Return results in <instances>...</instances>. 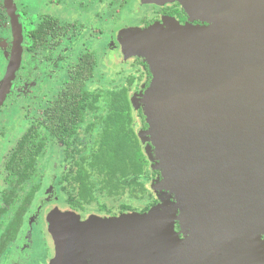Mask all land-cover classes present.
<instances>
[{"label":"water","instance_id":"water-1","mask_svg":"<svg viewBox=\"0 0 264 264\" xmlns=\"http://www.w3.org/2000/svg\"><path fill=\"white\" fill-rule=\"evenodd\" d=\"M2 1L13 46L0 102L21 41L13 2ZM143 1L177 2L188 17L123 36L151 75L139 135L158 202L81 226L54 211L57 264H264V0Z\"/></svg>","mask_w":264,"mask_h":264},{"label":"flooded vegetation","instance_id":"flooded-vegetation-1","mask_svg":"<svg viewBox=\"0 0 264 264\" xmlns=\"http://www.w3.org/2000/svg\"><path fill=\"white\" fill-rule=\"evenodd\" d=\"M12 2L20 24L21 41L17 67L7 81L6 93L0 102V264H57L59 253L53 234L54 211L73 212L80 226L92 215L110 218L144 212L147 199L143 192L131 195L125 190L115 197L96 189L92 198L86 197L73 202L69 188L74 185L67 182V172L73 169L70 166L72 156L77 158L83 153L89 155L91 150H97L98 140L106 134V127L114 126L108 120L109 109L112 108L109 98L114 94L127 96L130 118L125 120L123 132L128 135L133 130L148 160L141 140L145 135L140 136L139 133L143 134L147 130L141 99L151 75L141 58L126 55L123 58L116 54L115 49H119V45L115 41L110 42L115 38L113 32L101 40L93 36V31L98 28L99 10L88 17L86 10L77 11L73 7L75 5L86 9L99 0H45L38 11L30 8L28 0ZM167 6L183 10L177 2L158 5L153 22L160 21L164 16L174 17L181 24L188 22L184 10L186 18L183 20L175 15L162 13L161 10ZM50 7L55 8L54 11ZM147 19L151 18H143L142 21ZM147 25L143 23L140 27ZM12 46V27L3 1L0 0V93L8 75ZM109 63L114 70L125 66L128 72L115 74L111 71L107 78L103 65L108 66ZM36 71L42 72L40 78L36 77ZM100 78H107V86L99 83ZM121 79L122 82H119ZM38 84L58 89L47 98L48 105L38 117L17 136L15 119L7 118V106L14 108L19 90ZM74 85L83 89L90 100L96 97L97 101L85 103L82 110L84 117L77 118L67 127L64 120L55 123L54 117L58 115L55 107ZM60 115L64 117L65 113ZM28 132L32 135V143L42 145L25 176L24 169L10 165L9 162L19 141ZM10 134H14V140L9 137ZM49 142L58 144L62 149L64 166L56 183L54 182L57 188L56 198L39 200L44 188V174L39 167V160ZM157 174L149 180L150 187ZM143 177L146 186L145 175ZM74 196L79 200L76 194ZM34 211L36 218L32 219L30 215ZM178 228L176 225L177 230Z\"/></svg>","mask_w":264,"mask_h":264},{"label":"trees","instance_id":"trees-1","mask_svg":"<svg viewBox=\"0 0 264 264\" xmlns=\"http://www.w3.org/2000/svg\"><path fill=\"white\" fill-rule=\"evenodd\" d=\"M162 13L175 15L180 19H185L186 15L181 9H174V6H167L161 10ZM153 19L144 20V24H150ZM72 92L71 94H69ZM90 96L83 89L75 85L71 90H67L64 97L56 104L58 115L54 117L55 123L65 121V125L70 127L77 118H83L82 110L85 103H95L97 98L89 99ZM128 99L124 94H114L109 98L110 114L109 122L114 124L112 128L108 125L105 129V135L98 140L97 150H91L89 155L72 156L70 166L73 168L67 172V182L73 184L69 188L72 194L70 198L73 202L81 201L86 197L92 198L93 192L98 189L106 194L115 197L129 191L131 195L134 192L146 193L147 204L145 213L154 206L158 199L155 192L152 193L149 180L158 173L150 168L151 162L146 159L142 152L141 145L131 129L128 135H125V120L130 118L127 105ZM61 116L60 114H64ZM82 116V117H81ZM32 135L28 132L19 141L12 154L9 164L24 169L23 174L28 175L35 156L41 148V143H32ZM70 157V156H69ZM145 175L146 186L142 180ZM158 175V174H157ZM154 182V181H153ZM99 187H96V186ZM74 194L79 200L75 199Z\"/></svg>","mask_w":264,"mask_h":264},{"label":"rangeland","instance_id":"rangeland-1","mask_svg":"<svg viewBox=\"0 0 264 264\" xmlns=\"http://www.w3.org/2000/svg\"><path fill=\"white\" fill-rule=\"evenodd\" d=\"M44 1L45 0H28L30 8L37 11L43 7ZM156 6L158 5L146 3L143 0H99L97 4H90L86 9H81L80 6L73 5L77 11L86 10L88 17H91L99 10L100 19L98 22V31L95 29L93 31V36H96L99 40H101L113 32L115 34V38H113L110 42H117L119 49H115L116 54H119L120 57L123 58H125L124 56L127 54V46L125 45V41L123 39L124 32L126 33V30H128L129 27L133 28L142 26L144 23L142 21L143 18H155L154 12L158 8ZM72 8L70 10L71 12ZM50 9H53L54 11L55 8L50 7ZM60 13L61 12H59V14ZM107 65L108 66L103 65L107 78H109L111 71H114L115 74H118L119 72H122L123 74L128 72L126 71L127 69L125 66L114 70L110 63ZM41 74L42 72L37 73L36 77L40 78ZM118 77L119 75L115 80H117ZM107 78H100L99 83H104V86H107L105 82ZM122 80L123 79L119 82H122ZM57 89L58 87L53 88L52 86L47 87L46 85L44 86V84H38L37 86L31 85L30 87L24 88V90H19L18 99L14 104V108H9V106H7L8 109L6 110L8 114L7 118L15 119L14 121L18 127V132H16L17 136H19L26 129L33 119L38 117L43 108L48 105L47 98H50ZM49 90L51 91L48 93ZM9 137L13 138L14 134H10ZM62 158V149L58 146V144L49 142L44 155L39 160V167L43 169L44 174V188L39 200L43 198H51L54 200L56 198L57 188L55 183L64 166ZM150 190L154 193L152 189ZM30 217L32 219L34 217L36 218L35 211L30 215Z\"/></svg>","mask_w":264,"mask_h":264}]
</instances>
